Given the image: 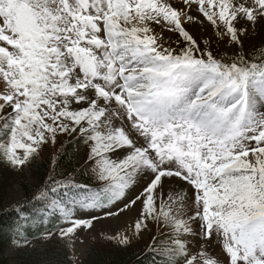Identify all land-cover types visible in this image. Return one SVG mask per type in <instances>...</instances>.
Wrapping results in <instances>:
<instances>
[{"label": "snow or ice", "instance_id": "1", "mask_svg": "<svg viewBox=\"0 0 264 264\" xmlns=\"http://www.w3.org/2000/svg\"><path fill=\"white\" fill-rule=\"evenodd\" d=\"M262 21L264 0H0V167L19 173L76 136L100 182L50 172L29 201L42 238L74 260L80 230L139 205L107 241L155 226L152 264H264V40L243 45ZM206 24L236 51L186 28Z\"/></svg>", "mask_w": 264, "mask_h": 264}, {"label": "trees", "instance_id": "2", "mask_svg": "<svg viewBox=\"0 0 264 264\" xmlns=\"http://www.w3.org/2000/svg\"><path fill=\"white\" fill-rule=\"evenodd\" d=\"M254 46L256 45H244V49L249 50ZM80 144V139L72 138L57 156L51 153L44 154L41 159L30 164L29 168L35 183L29 182L26 178L20 180L24 198L16 204H11L7 196L9 180L6 176V166L0 167V264H12L11 259L5 256V252L13 244L12 240L19 237L16 235L18 227L28 240L25 246L17 247L14 264H74L70 259L71 251L65 246V241L58 237L48 242L38 240L45 226L40 225L37 216L36 209L39 208V204L34 208L33 203L29 201L38 195L36 189L45 182L53 170L58 178L72 176L80 182L95 186L90 176L82 174L87 171L85 165L76 162V152ZM17 208H21L22 211H17ZM47 227L53 229L50 225ZM146 249L132 246L119 247L115 243L107 245L96 243L80 264H152V258L146 255Z\"/></svg>", "mask_w": 264, "mask_h": 264}, {"label": "rangeland", "instance_id": "3", "mask_svg": "<svg viewBox=\"0 0 264 264\" xmlns=\"http://www.w3.org/2000/svg\"><path fill=\"white\" fill-rule=\"evenodd\" d=\"M195 15V13H193ZM187 30L193 35V37L199 42L202 39H211L212 41V50L217 55H225L228 53H234L236 51L235 46H233L231 49L228 48V41L227 38L223 42H220L216 39V37L213 35L212 27L210 25H205L203 28H201L199 25H186ZM157 32L160 31L159 28L156 29ZM165 37V43L166 46H168V42H176L179 41V36L172 33H164ZM261 40H264V21L261 22L260 25V35L257 36L255 39L246 38L243 40V45H258L260 44ZM175 43H172L171 46H174ZM182 45V44H181ZM72 138H78L76 136H61L58 138L59 143L55 146L53 149L51 146L44 149L42 156L44 154H52L53 156H57L61 151L64 145ZM80 147L78 148L76 152V162L79 165H85V159L87 155V147L83 143L82 140H80ZM6 176L9 180V187H8V199L11 204H16L17 202L21 201L24 198V191L20 184V180L22 178H26L29 182L35 183V180L32 178L31 171L29 166L25 168L23 171L17 173L15 171L10 170L8 167H6ZM100 182H95V186L98 185ZM165 184L167 185V181H165ZM136 193H133L135 195ZM120 205H117L119 207ZM140 206L137 205L132 211L123 214L119 219L116 218H109V219H100L97 220L94 223V226L90 230H80L78 232L77 236V242L74 245V252H75V259L73 260L74 264H80L84 259H86L89 250L92 248L94 244H113L112 242L107 241L104 238V235H114L117 230L122 228L126 221L133 220L139 213ZM103 212L100 210L97 211H81L80 213H77L78 216H82L83 218H88L92 215H100L103 216ZM50 230V229H49ZM53 232L56 231V229L53 227L51 230ZM103 234V235H102ZM154 235H157V229L155 226L151 227V231H146L142 238L138 241H134L132 243V247H138V248H148L149 242L152 240V237ZM57 237V235H53L51 237L54 238ZM16 239L23 241L22 237H16ZM45 240L42 238V236L38 239L40 242H48L49 240ZM36 240V241H38ZM79 240H83V243H79ZM17 247L14 244H11L5 252V256H7L9 259H11V263L14 264L16 262L15 256H16ZM72 254V252H71ZM220 254V248L217 246L213 252V255H219ZM222 258V257H221Z\"/></svg>", "mask_w": 264, "mask_h": 264}]
</instances>
